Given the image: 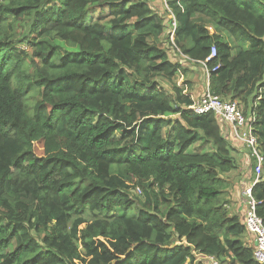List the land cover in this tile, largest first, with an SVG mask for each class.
<instances>
[{
	"label": "trees",
	"instance_id": "16d2710c",
	"mask_svg": "<svg viewBox=\"0 0 264 264\" xmlns=\"http://www.w3.org/2000/svg\"><path fill=\"white\" fill-rule=\"evenodd\" d=\"M168 4L264 153V0ZM168 27L153 0H0V264H260L223 198L239 149L190 108ZM252 196L264 223V174Z\"/></svg>",
	"mask_w": 264,
	"mask_h": 264
},
{
	"label": "built area",
	"instance_id": "2783aa9c",
	"mask_svg": "<svg viewBox=\"0 0 264 264\" xmlns=\"http://www.w3.org/2000/svg\"><path fill=\"white\" fill-rule=\"evenodd\" d=\"M162 3L168 20L167 34L172 45L176 47L180 54L179 62L187 64L196 62L200 64L206 73L207 82L203 93L199 96L190 108L197 114L213 113L220 123L222 129L229 127L227 137L231 141L239 142L249 151V161H254L255 165L252 168L254 173L253 180L248 187L243 190L245 197L246 217L243 219L248 234H252L255 239L254 258L264 264V223L262 218L256 212L257 201L252 196V187L263 179L264 174V153L260 146L258 137L255 134L256 116L254 113L246 114L244 109L239 106L237 101L224 100L222 97L214 94L209 86L210 68L208 63L217 55L215 46L211 48L210 55L205 60H194L184 54L175 44V34L177 29V19L172 9L168 4V0H153ZM217 66L213 70H216ZM248 161V162H249ZM199 260L206 264H222L218 258L212 255L201 253L196 254Z\"/></svg>",
	"mask_w": 264,
	"mask_h": 264
},
{
	"label": "rangeland",
	"instance_id": "374dc122",
	"mask_svg": "<svg viewBox=\"0 0 264 264\" xmlns=\"http://www.w3.org/2000/svg\"><path fill=\"white\" fill-rule=\"evenodd\" d=\"M24 31V28L23 27H21V26H19L18 27V32H19V34L20 33H22ZM211 31H213V29H211ZM223 37H224V39L225 40H227V41H230V37H229V35L227 34V33H224L223 34ZM171 46H173L172 45V42L170 41V43L168 42V41H166V45H165V47H166V49L168 50V53L170 54V56H171V58H172V60H174V61H179L180 60V54H179V51L177 50V49H174V48H172ZM20 47H22V48H24L26 51H28L30 54H31V52H32V48H31V46L30 45H28L26 42H23V43H21L20 44ZM236 51V48L233 50V53H236L235 52ZM184 66L186 67V68H188V72H187V74L185 75V77H179L178 78V82L179 83H182L183 81H185V82H187L188 84H186V87H188V86H191V88H192V85L193 86H195V84H196V82L197 81H199L200 83H202L203 85H205L206 86V82H207V77H206V73H205V70H204V68L200 65V64H196V65H192V63H187V64H184ZM205 83V84H204ZM202 86V85H201ZM201 90V91H200ZM193 91V93L191 92V94H192V96H193V98H194V100L196 101L197 99H199V96L202 94V92H203V90H202V87H194V89L192 90ZM32 93L33 94H36V91H32ZM238 102V101H237ZM239 104V103H238ZM239 106L240 107H242V105L241 104H239ZM168 128H169V126H166L165 127V130H168ZM247 149V148H246ZM190 151H192V152H195V149L193 148V147H191L190 148ZM201 151L202 152H211L212 150H211V147L210 146H205V147H202L201 148ZM35 152H36V154L37 155H39V156H41V155H43L44 154V151H43V145H42V143H36V145H35ZM246 152H248L249 153V151H248V149L246 150ZM240 158H243V156L241 157V156H239ZM244 162V161H243ZM250 162L251 161H249V162H247V168H249L250 169ZM246 164V163H245ZM231 174L232 173H230V174H225L226 176L227 175H229V176H231ZM251 175H254V173L253 172H251ZM238 177H240V176H237V175H234L233 176V181L235 180V178L237 179ZM239 189V191L241 192L243 189L241 188V187H239L238 188ZM227 190V189H226ZM131 194L133 195V196H135L136 198H138V197H140V192L137 190V188L136 189H133L132 191H131ZM223 198H225V195L223 196ZM243 200H245V197H243ZM231 203V202H230ZM229 203V204H230ZM243 203H244V210H243V212H241V216H240V218L242 217L243 219L246 217V204H245V202L243 201ZM229 211H231L232 213H234L233 212V210H232V206L230 205V207L229 208H227ZM237 214V213H236ZM241 218V219H242ZM189 264H196V263H189Z\"/></svg>",
	"mask_w": 264,
	"mask_h": 264
},
{
	"label": "crops",
	"instance_id": "0c3cea01",
	"mask_svg": "<svg viewBox=\"0 0 264 264\" xmlns=\"http://www.w3.org/2000/svg\"><path fill=\"white\" fill-rule=\"evenodd\" d=\"M229 39H231V38H229ZM194 87H202L203 91L205 89V85H203L199 81L196 82L195 86L192 85V88H191V86L190 87L188 86L187 88H190V92L193 93L192 90L194 89ZM228 129H229V127L226 126L225 129L222 130L226 136L228 135V132H229ZM231 143L233 144V146L235 148L239 149V153H240L239 156H241V157L243 156V158H240L239 156H237V167H238V169L236 171H233L231 176L227 175V178L231 182V186L228 188V193L226 194L225 197H226V199L231 201V203L229 204V207H230V205L232 206L233 212L237 213L241 216V212H243V210H244L243 209L244 208V203H243L244 200H243V193L242 192H243L245 187H248L249 184H251L254 175H251L252 170H249L247 168V162L249 161V153L246 152L247 149L245 147H243L239 142L231 141ZM234 175H237L240 177H238L237 179L235 178V180L233 181ZM239 187H241L243 189L241 192L238 189ZM245 239L250 246H253V247L255 246V239H254L252 234H246Z\"/></svg>",
	"mask_w": 264,
	"mask_h": 264
}]
</instances>
